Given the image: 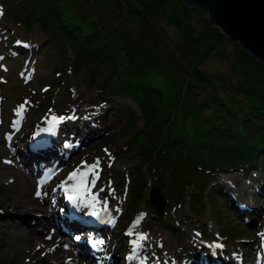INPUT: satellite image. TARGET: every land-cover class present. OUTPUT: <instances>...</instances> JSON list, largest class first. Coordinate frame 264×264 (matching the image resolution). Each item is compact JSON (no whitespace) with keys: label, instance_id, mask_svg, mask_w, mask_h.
<instances>
[{"label":"rangeland","instance_id":"obj_1","mask_svg":"<svg viewBox=\"0 0 264 264\" xmlns=\"http://www.w3.org/2000/svg\"><path fill=\"white\" fill-rule=\"evenodd\" d=\"M2 1L6 7L0 12V258L3 263H67L62 254L69 249L77 250L73 233L64 231L70 232L73 222L66 223L67 215L58 212L62 197L69 194L65 191L84 179L88 182L86 193L94 181L98 199L111 204L112 210L106 209L110 218L117 216L116 225L102 227L97 235L103 243H98L95 253L104 248L103 255L98 252L103 257L114 251V257L110 256L106 263L103 259L100 264L114 263L119 256L121 264L149 263L148 251L153 240L163 242L164 250L168 248L165 254L157 249L152 251L153 264L158 261L264 264V187H260L259 169L262 159H256V166L240 160L233 165H218L213 170L199 168L197 186L183 183L182 195L175 192L171 173L168 176L163 165L155 172L143 165L142 195L138 206L131 207L129 189L138 176L134 165L145 160L137 152L138 147L126 152L124 147L131 134L123 123L130 107L139 116L136 126H141L143 118L137 102L112 94H106L104 100L100 79L93 77L85 61L76 60L66 43L48 42L49 37L36 27L25 34L18 16V0ZM167 32L170 42H174L178 37L176 30L167 26ZM227 65V59L212 53L202 68L227 72ZM57 71H63L62 78H57ZM73 112L79 117H73ZM53 115L62 122L58 133L66 137L68 144L60 142L58 149L63 151L49 154L44 165L32 159L29 150L34 152V149L29 147L34 142L26 141L31 132L41 129L47 116ZM55 169L58 172L53 177ZM74 172L78 173L77 179H69ZM27 179L37 183L35 190L39 195L31 191ZM200 182L205 187L201 188ZM155 184L165 198L162 214L152 213L148 207L149 192ZM198 187L199 191L191 195ZM94 193L92 190L91 194ZM31 196L39 200H30ZM235 201L245 204L247 209L241 212ZM91 202L88 197L82 209L77 210L83 215L89 213ZM57 219L63 231L58 228ZM24 220L34 224L35 235L31 236L37 244L43 243L42 249L30 248V230ZM129 231L134 241L140 236L145 239L134 245ZM53 234L55 239H47ZM135 249L132 258L136 259H131ZM82 261L99 264L97 259Z\"/></svg>","mask_w":264,"mask_h":264},{"label":"trees","instance_id":"obj_2","mask_svg":"<svg viewBox=\"0 0 264 264\" xmlns=\"http://www.w3.org/2000/svg\"><path fill=\"white\" fill-rule=\"evenodd\" d=\"M17 6L25 34L36 27L48 42L66 43L100 79L103 99L137 102L141 126L130 107L123 123L131 134L126 152L138 147L145 160L134 165L131 207L140 202L143 165L154 172L163 165L182 195L183 183L197 186L199 168L240 160L256 166L261 158L264 187V62L198 7L183 0H18ZM0 8L6 10L2 0ZM167 26L178 33L172 43ZM212 53L228 60L227 72L202 68Z\"/></svg>","mask_w":264,"mask_h":264},{"label":"water","instance_id":"obj_3","mask_svg":"<svg viewBox=\"0 0 264 264\" xmlns=\"http://www.w3.org/2000/svg\"><path fill=\"white\" fill-rule=\"evenodd\" d=\"M206 15L210 24L264 62V0H183ZM155 196L157 213L163 211L164 197L159 185H152L149 195ZM151 198V197H150Z\"/></svg>","mask_w":264,"mask_h":264},{"label":"bare ground","instance_id":"obj_4","mask_svg":"<svg viewBox=\"0 0 264 264\" xmlns=\"http://www.w3.org/2000/svg\"><path fill=\"white\" fill-rule=\"evenodd\" d=\"M95 110V109H94ZM72 116H74V117H79V114H75L74 112L72 113ZM81 122H83V118L81 119ZM83 170V167H81V171ZM27 183L28 184H30V189H31V191L32 192H35L36 194H37V192H36V190H35V188L37 187V183L36 182H34V181H32V180H28L27 179ZM29 189V190H30ZM151 198H149V200L151 201V203H153V204H156V206L155 205H153V207L155 208V210L157 209L158 210V208H157V206H158V204H157V202H156V200H155V196H152V194H151V196H150ZM30 200H33V201H38L39 199L37 198V197H35V196H31L30 197ZM106 200H107V202H108V198L106 197ZM83 203L84 204H86V201L84 200L83 201ZM111 203V202H110ZM108 205H109V207H107V208H105V209H103V207H101L100 205H93V202H91L90 203V206L87 208V211H88V209H89V213H85L84 215H86L87 217H88V219H89V221L91 222L93 219H96L97 221H99L100 223H103V222H105L106 221V223H109V222H111L110 221V215H109V212L110 211H108V210H106V209H110V210H112V208L110 207V205L111 204H109V202L107 203ZM77 209H82V208H77ZM75 210V212H74V214H75V216H76V212H79L80 210ZM95 210L96 211V213H95V215L92 217L91 216V214H90V210ZM156 210V211H157ZM81 212V214L80 215H83V212L82 211H80ZM78 214V213H77ZM109 216V217H108ZM106 217H108V218H106ZM36 219H37V217H36ZM23 223H24V225H25V227L26 228H28L29 230H30V235L28 236V240H29V243L31 242V247L30 248H33L32 249V251H36L37 249H42L43 248V243H40V244H37L36 243V241H33L34 240V237L33 236H31V235H35L34 234V232H35V230H34V224H32V223H30L28 220H24L23 221ZM150 236H151V233L149 234ZM47 239H55V236H54V234L53 235H51V236H49V237H47ZM157 240V239H156ZM48 241V240H47ZM78 243H79V245H78ZM152 243H154V244H152ZM152 243L150 244V248H152V249H150L148 252H149V263L148 262H146L145 264H152L154 261H153V256H152V251L154 250V249H157V250H159L160 251V253H161V251H165V252H162L163 254H165L167 251H168V248H166V250H164V248H163V242H160V241H158L157 240V242L155 241V240H153L152 241ZM77 246V247H76ZM75 247H76V251L75 250H73V249H69L68 251H66L64 254H62V257L63 258H65L66 257V262L67 263H65V264H83V261L82 260H87V259H89V258H91V259H97V257H94L93 255H92V253L91 252H93V251H91L89 248H87V247H85L84 245H83V243H82V233H80L79 234V237H78V239H76V241H75ZM28 249V248H27ZM220 250V249H219ZM38 251V250H37ZM76 252V253H75ZM34 253V252H33ZM223 253V252H222ZM230 254V253H229ZM35 255V254H34ZM210 255V254H209ZM168 256V255H167ZM229 256V255H228ZM162 257V256H161ZM162 259L163 260H165V256H163L162 257ZM210 259V258H209ZM160 262V264H164V261H159ZM233 262V261H232ZM85 263H87V262H85ZM102 264H104V263H102ZM216 264V263H215ZM229 264V263H228Z\"/></svg>","mask_w":264,"mask_h":264},{"label":"snow or ice","instance_id":"obj_5","mask_svg":"<svg viewBox=\"0 0 264 264\" xmlns=\"http://www.w3.org/2000/svg\"><path fill=\"white\" fill-rule=\"evenodd\" d=\"M61 119H63V118H61ZM77 175H78V173L74 172V173H72L69 176V179H73ZM87 183L88 182L86 180L81 179V181H80V183L78 185L73 186V188L70 189V190H66L69 193L67 195L68 200L70 202H75V200L77 199V197L82 194L81 190L82 189H85L87 187ZM92 183H94V181ZM37 195H39V192L37 193ZM92 214L95 215V213H92ZM129 235H131V233H129ZM142 239H145V237L140 236L137 241H133V244L134 245H138L139 240H142ZM98 243H101L102 244L103 241H99ZM216 247H222V245H216Z\"/></svg>","mask_w":264,"mask_h":264}]
</instances>
